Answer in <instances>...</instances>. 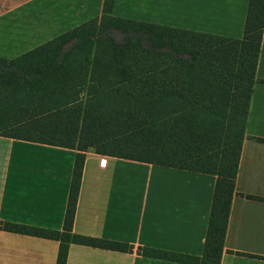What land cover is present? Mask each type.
I'll use <instances>...</instances> for the list:
<instances>
[{
  "label": "trees",
  "instance_id": "trees-1",
  "mask_svg": "<svg viewBox=\"0 0 264 264\" xmlns=\"http://www.w3.org/2000/svg\"><path fill=\"white\" fill-rule=\"evenodd\" d=\"M102 16L12 60L0 58V136L216 177L202 255L148 247L138 255L220 264L264 27L249 0L240 40ZM81 89L84 96L80 97ZM83 157L74 162L62 232L0 222V230L130 253L126 243L72 233Z\"/></svg>",
  "mask_w": 264,
  "mask_h": 264
},
{
  "label": "crops",
  "instance_id": "crops-1",
  "mask_svg": "<svg viewBox=\"0 0 264 264\" xmlns=\"http://www.w3.org/2000/svg\"><path fill=\"white\" fill-rule=\"evenodd\" d=\"M249 0H113L111 16L233 40ZM104 0H0V58L12 60L102 16ZM84 96L81 89L80 97ZM0 136V222L62 232L83 157L72 233L130 253L70 244L66 264H179L138 247L201 256L216 177ZM59 241L0 230V264H55ZM220 264H264V27Z\"/></svg>",
  "mask_w": 264,
  "mask_h": 264
}]
</instances>
